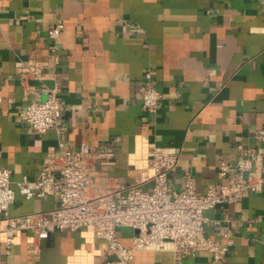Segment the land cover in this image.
Listing matches in <instances>:
<instances>
[{
	"label": "crops",
	"instance_id": "0c3cea01",
	"mask_svg": "<svg viewBox=\"0 0 264 264\" xmlns=\"http://www.w3.org/2000/svg\"><path fill=\"white\" fill-rule=\"evenodd\" d=\"M59 22L64 28L53 40L49 29ZM148 83L162 95L155 113L142 105L141 87ZM55 85L65 132L38 134L23 112ZM260 129L264 0H0V168L11 171L14 188L57 158L62 140L71 150L84 143L94 151L111 148L114 164L90 162L96 181L112 188L137 184L152 146L181 147L169 186L181 190L189 173L195 191L205 193L232 176L233 168L227 177L220 174V163L234 164L243 149L255 150L264 169ZM58 203L54 195L26 199L16 192L9 212L38 214ZM206 216V234L229 247L223 264H264V188ZM117 231L132 246L136 231ZM112 258L91 228L41 240L22 231L10 247L0 234V264H105ZM132 264L213 263L208 251L178 258L170 249H146L135 252Z\"/></svg>",
	"mask_w": 264,
	"mask_h": 264
},
{
	"label": "built area",
	"instance_id": "2783aa9c",
	"mask_svg": "<svg viewBox=\"0 0 264 264\" xmlns=\"http://www.w3.org/2000/svg\"><path fill=\"white\" fill-rule=\"evenodd\" d=\"M64 28L59 22L49 29V37L57 40ZM55 52V47L52 48ZM55 61L59 59L55 56ZM146 78L151 79L150 72ZM144 109L158 111L162 95L148 83L141 87ZM61 100L57 85L47 88L45 96L32 99L25 107L23 118L38 134L55 128L60 135L65 127L59 124ZM264 139V129L256 134ZM60 154L48 162L33 179L24 176L12 186L11 171L0 168V234L7 247L13 245L22 231H32L35 239H46L52 233L66 229L91 228L106 241L113 258L105 264H132L137 251L173 250L178 258L193 256L199 251L212 254L213 264H223L228 246L213 240L205 232L209 221L206 211L217 206L234 203L248 192L264 188V169L260 166V155L255 150H244L234 164L220 163V174L229 179L205 193L195 191V183L189 173L184 177L179 191L168 184V172L179 162L181 147L152 146L148 151V165L137 170V184L103 187L95 179L92 159L100 160L102 166L114 164L111 148L94 151L86 143L71 150L61 140ZM152 182L149 190L139 187ZM16 192L26 199L35 196L54 195L59 203L56 207L38 214L14 216L9 212ZM217 223V222H215ZM119 227L136 231L132 246H126L118 234Z\"/></svg>",
	"mask_w": 264,
	"mask_h": 264
}]
</instances>
